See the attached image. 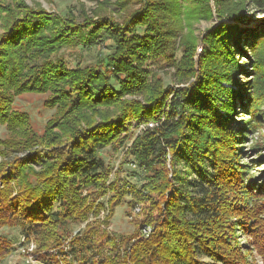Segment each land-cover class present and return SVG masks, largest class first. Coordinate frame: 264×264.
Instances as JSON below:
<instances>
[{
  "label": "trees",
  "instance_id": "trees-1",
  "mask_svg": "<svg viewBox=\"0 0 264 264\" xmlns=\"http://www.w3.org/2000/svg\"><path fill=\"white\" fill-rule=\"evenodd\" d=\"M97 4L61 16L0 0V264L15 243L44 264H264V171L242 163L264 129V22L246 27L264 0H116L119 18ZM76 39L113 50L70 70L53 55ZM159 62L173 84L146 69ZM30 94L53 111L41 130L15 103ZM135 206L138 227L109 229Z\"/></svg>",
  "mask_w": 264,
  "mask_h": 264
},
{
  "label": "rangeland",
  "instance_id": "rangeland-1",
  "mask_svg": "<svg viewBox=\"0 0 264 264\" xmlns=\"http://www.w3.org/2000/svg\"><path fill=\"white\" fill-rule=\"evenodd\" d=\"M25 3L32 7L37 8L41 7L45 9L49 13H55L63 16L67 10H71L75 14H78V12L83 11L85 13H90L93 10H96L99 5L97 4V1L99 0H24ZM101 1V0H100ZM116 0H109V4L106 6H103L104 12H110V14L114 15L119 18L118 10L113 6L114 2ZM137 6L133 3L127 4V7H125L128 11H122L123 13L120 15L125 16L126 13H128L131 9L136 8ZM102 11V13H104ZM248 22L246 27H254V26H261L264 22V14L258 15L257 12L251 13L249 11L248 15ZM217 24L215 19L212 20H200L199 22L195 23L193 28L195 31V35L201 39L202 35L205 33V31L212 26ZM1 32V29H0ZM200 44L197 46V54L200 52ZM113 50L112 44L107 41L106 39L101 41L99 44H94L92 42L86 43L80 39H76L73 43L69 44L68 46L64 47L57 55H53V59L60 58L64 62L65 66L70 70H76V69H84L88 67L95 66L96 63L100 58L103 56L109 54ZM245 54H248L247 51ZM245 54H243L239 58L240 65L243 66V68L248 69L247 60H245ZM177 56L179 54L177 53ZM151 73L156 74L157 76L161 77L163 79V82L166 85L173 84V68L167 66L164 64V62H159L157 64H148L146 66ZM240 82L243 83L245 80L251 78L250 74L244 76H239ZM245 79V80H244ZM42 100L43 96L41 95H24L16 99L15 103L19 110L26 112L30 120L32 121V124L37 127L38 130H41L44 124L51 118V115L53 113L52 110L45 109L42 106ZM235 117L234 120H240V122H245L247 118H244L242 110L236 109L235 110ZM152 124L153 128L156 127L155 123L148 122L146 125H140L137 129V133H139L140 130L147 129V125ZM133 125V124H132ZM135 126V125H133ZM149 128V129H153ZM4 134V128L0 127V138ZM258 142L260 146L264 145V129L260 130L257 133L254 134H246V137L243 140L242 144V151L245 153L243 164L247 163L249 165V168L252 173L258 174L262 171H264V148L261 147L260 150L256 152V154L250 152V148L255 142ZM102 157L105 162H108L110 165H118L120 162H123L121 159V156L118 155H112L110 153L103 154ZM262 157V160L258 162V164H252L251 161H258V159ZM128 169V171L135 170L131 165H124L123 170ZM126 171V173H128ZM132 182L135 181V179H131ZM140 209V212H139ZM139 212V213H138ZM142 210L140 206H135L131 210L126 209L125 207L119 208L115 216L113 217L111 221V225L109 229L115 232H121V233H128L131 232L134 227H138L141 221L142 217ZM134 223L136 225L134 226ZM144 232L149 233L151 229L144 226ZM239 241L242 243L244 242L243 237L238 238ZM15 250L4 260L1 264H44L42 262L34 260V257L30 255L32 250V245H29L27 251L28 254H26L25 248L20 247L18 243L14 244ZM258 264L260 262L256 260Z\"/></svg>",
  "mask_w": 264,
  "mask_h": 264
},
{
  "label": "built area",
  "instance_id": "built-area-1",
  "mask_svg": "<svg viewBox=\"0 0 264 264\" xmlns=\"http://www.w3.org/2000/svg\"><path fill=\"white\" fill-rule=\"evenodd\" d=\"M147 127L148 128H153V125L152 124H148Z\"/></svg>",
  "mask_w": 264,
  "mask_h": 264
}]
</instances>
